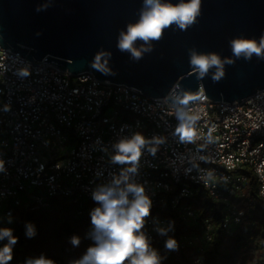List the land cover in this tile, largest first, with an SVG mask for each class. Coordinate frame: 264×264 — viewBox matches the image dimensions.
I'll list each match as a JSON object with an SVG mask.
<instances>
[{"label": "built area", "instance_id": "1", "mask_svg": "<svg viewBox=\"0 0 264 264\" xmlns=\"http://www.w3.org/2000/svg\"><path fill=\"white\" fill-rule=\"evenodd\" d=\"M180 111L199 117L192 142L176 133ZM135 133L149 143L120 187L142 185L151 199L141 229L148 241L165 244L175 238L181 249L210 243L213 220L200 222V210L191 202L201 189L222 204L229 232L246 216L239 204L252 209L246 192L251 174L264 203V89L241 102L202 95L179 105L89 71L74 74L52 62L34 64L0 45V227L14 224L17 210L48 209L55 197L83 205L98 187L114 186V178L131 167L112 162L114 145ZM157 208L172 212L154 213ZM171 214L185 225L179 237L170 229ZM193 264L205 261L198 256Z\"/></svg>", "mask_w": 264, "mask_h": 264}, {"label": "water", "instance_id": "2", "mask_svg": "<svg viewBox=\"0 0 264 264\" xmlns=\"http://www.w3.org/2000/svg\"><path fill=\"white\" fill-rule=\"evenodd\" d=\"M181 2L188 0H161ZM145 10L144 0H0V45L34 64L52 62L74 74L89 71L179 105L202 95L241 102L264 89V53L236 56L232 50L233 40L259 44L264 38V0H201L193 25L173 24L159 40L135 41L141 51L135 58L118 44ZM193 53L217 55L223 76L214 79L217 66L200 76L191 64ZM97 56L106 71L94 67ZM185 96L195 99L183 104Z\"/></svg>", "mask_w": 264, "mask_h": 264}, {"label": "clouds", "instance_id": "3", "mask_svg": "<svg viewBox=\"0 0 264 264\" xmlns=\"http://www.w3.org/2000/svg\"><path fill=\"white\" fill-rule=\"evenodd\" d=\"M146 10L142 12L139 21L129 24L126 33H121L118 47L120 50L131 51L133 57L139 58L141 51L134 47V42L142 40L145 43L159 40L163 30L176 24L180 29H186L196 22L200 14L201 0H188L179 4L161 3V0H144ZM148 50V49H145ZM232 50L236 56L244 53L251 57L253 53L258 56L264 53V38L257 44L253 40H233ZM100 57H96L94 67L106 71L99 63ZM231 62V61H229ZM191 64L196 66L200 76H204L210 67L217 66L214 79L223 76L222 62L215 54L196 55L193 53ZM27 70H22L21 75H27ZM194 96H185L182 103L187 104ZM182 123L177 127L176 133L182 141L192 142L197 133L193 122L199 117H188L183 111L177 113ZM157 143L162 140L156 139ZM149 141L141 133H135L130 139H121L114 145L115 154L111 157L113 163L131 165L125 169L120 177L114 178L112 185H102L92 192V199L96 202L91 212V224L94 231L91 233L95 241L93 246L87 249L85 255L76 264H161L162 257L158 251L152 248L147 237L141 231L145 225V218L151 214L152 201L145 194L142 185L125 183L128 180L127 173L135 172L140 160L142 149ZM154 153L155 147L151 148ZM3 163L0 162V169ZM131 197V198H130ZM11 229L0 230V239L7 236L9 241L0 249V264H7L13 258L12 245L18 238L12 236ZM166 234L165 230H160ZM29 229V235H31ZM73 245L79 244V238H71ZM165 248L176 250L178 242L175 238L165 241ZM27 264H53L51 260L44 258L30 260Z\"/></svg>", "mask_w": 264, "mask_h": 264}, {"label": "trees", "instance_id": "4", "mask_svg": "<svg viewBox=\"0 0 264 264\" xmlns=\"http://www.w3.org/2000/svg\"><path fill=\"white\" fill-rule=\"evenodd\" d=\"M257 190L255 176L251 174L246 192L252 209L240 203L239 207L246 210V216L241 225L229 232L223 226L225 211L222 204L219 202L222 213L213 215L212 208L219 203L201 189L191 202L200 210V222L212 218V241L187 249H181L178 245L176 250H168L165 244L149 241L150 246L163 258L161 264H193L198 256L204 259L205 264H264V203L258 197ZM85 203L80 205L64 197H55L48 209L17 210L15 223L0 227V230L11 229L12 236L18 238L17 243L12 245L13 258L7 264H27L41 257L53 261V264H76L95 243L91 235L94 226L90 212L96 206ZM170 220L172 234L179 237L185 228L182 219L177 214H171ZM73 236L79 238L78 245L71 242ZM8 241L7 236L0 239V249Z\"/></svg>", "mask_w": 264, "mask_h": 264}, {"label": "rangeland", "instance_id": "5", "mask_svg": "<svg viewBox=\"0 0 264 264\" xmlns=\"http://www.w3.org/2000/svg\"><path fill=\"white\" fill-rule=\"evenodd\" d=\"M212 200H213V199H212ZM218 203H219V202H218ZM85 204L88 205V206H95V205H96V202H94L93 199H92V200H87ZM159 210L162 211V213H160V214H163V215H165V216H169V214L172 212L171 209H169V210L162 209V210H161V208L153 209L152 211H153L154 213H156V212H158ZM212 210H213V211H212L213 215H215V214H221L222 211H223V210H222V206H221L220 203H219L217 206L213 207ZM158 214H159V213H158Z\"/></svg>", "mask_w": 264, "mask_h": 264}]
</instances>
